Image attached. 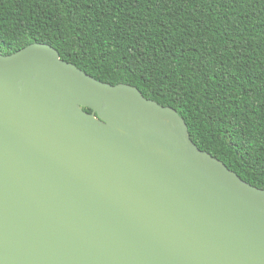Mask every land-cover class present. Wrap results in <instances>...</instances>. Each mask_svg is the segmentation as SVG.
<instances>
[{
	"label": "water",
	"instance_id": "1",
	"mask_svg": "<svg viewBox=\"0 0 264 264\" xmlns=\"http://www.w3.org/2000/svg\"><path fill=\"white\" fill-rule=\"evenodd\" d=\"M0 264H264V190L138 88L0 53Z\"/></svg>",
	"mask_w": 264,
	"mask_h": 264
},
{
	"label": "trees",
	"instance_id": "2",
	"mask_svg": "<svg viewBox=\"0 0 264 264\" xmlns=\"http://www.w3.org/2000/svg\"><path fill=\"white\" fill-rule=\"evenodd\" d=\"M33 44L175 109L201 151L264 190V0H0V53Z\"/></svg>",
	"mask_w": 264,
	"mask_h": 264
}]
</instances>
